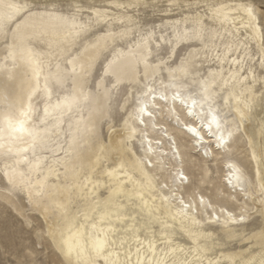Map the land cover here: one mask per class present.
<instances>
[{
  "label": "snow or ice",
  "instance_id": "6c2138e0",
  "mask_svg": "<svg viewBox=\"0 0 264 264\" xmlns=\"http://www.w3.org/2000/svg\"><path fill=\"white\" fill-rule=\"evenodd\" d=\"M0 264H264V0H0Z\"/></svg>",
  "mask_w": 264,
  "mask_h": 264
},
{
  "label": "bare ground",
  "instance_id": "6f19581e",
  "mask_svg": "<svg viewBox=\"0 0 264 264\" xmlns=\"http://www.w3.org/2000/svg\"><path fill=\"white\" fill-rule=\"evenodd\" d=\"M236 250H237V251L239 250V246H238V248H236Z\"/></svg>",
  "mask_w": 264,
  "mask_h": 264
},
{
  "label": "rangeland",
  "instance_id": "374dc122",
  "mask_svg": "<svg viewBox=\"0 0 264 264\" xmlns=\"http://www.w3.org/2000/svg\"><path fill=\"white\" fill-rule=\"evenodd\" d=\"M158 22V21H157ZM238 246H239V243L237 244V247L236 248H238Z\"/></svg>",
  "mask_w": 264,
  "mask_h": 264
}]
</instances>
